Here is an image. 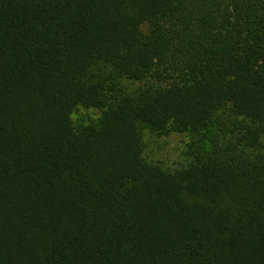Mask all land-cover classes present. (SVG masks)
<instances>
[{
	"label": "trees",
	"instance_id": "16d2710c",
	"mask_svg": "<svg viewBox=\"0 0 264 264\" xmlns=\"http://www.w3.org/2000/svg\"><path fill=\"white\" fill-rule=\"evenodd\" d=\"M0 264H264V0H0Z\"/></svg>",
	"mask_w": 264,
	"mask_h": 264
},
{
	"label": "rangeland",
	"instance_id": "374dc122",
	"mask_svg": "<svg viewBox=\"0 0 264 264\" xmlns=\"http://www.w3.org/2000/svg\"><path fill=\"white\" fill-rule=\"evenodd\" d=\"M148 25L144 24L142 29L147 30ZM102 115L98 108L84 107L78 105L72 114L75 122L97 120ZM188 139V133L172 132L167 135H153L145 133V157L154 163H159L164 168L173 170L184 163L183 151Z\"/></svg>",
	"mask_w": 264,
	"mask_h": 264
}]
</instances>
